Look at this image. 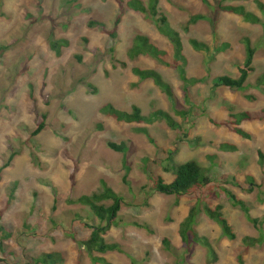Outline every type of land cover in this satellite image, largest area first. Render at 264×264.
<instances>
[{"label":"rangeland","instance_id":"rangeland-1","mask_svg":"<svg viewBox=\"0 0 264 264\" xmlns=\"http://www.w3.org/2000/svg\"><path fill=\"white\" fill-rule=\"evenodd\" d=\"M128 1L0 0V168L16 154L0 173V226L11 234L4 239L0 233V264H35L40 254L48 252L61 253L63 264H93L82 245L70 238L89 237L82 220L70 217L71 212L85 217L88 210L67 201L99 191L102 182L123 199L119 222L105 236L107 243L119 244L123 252L95 254L107 263L177 264L180 259L162 245L166 238L185 264H237L240 254L244 264H264V167L258 162V152L264 156V120L242 122L239 127L250 135L244 139L233 132L230 118L244 111L264 117V86L255 85L264 72V12L256 0L231 3L245 6L261 19L262 25H252L218 11L217 0H206L210 7L202 0H160V11L180 33L187 77L204 79L189 86L186 95L170 42L150 19L129 10ZM196 14L208 21L184 31L189 16ZM91 22L103 27L90 26ZM136 35L148 37L165 51L172 66L143 55L130 60L127 51ZM243 38H249L256 50L248 87L213 88L218 76H239L238 66L245 60ZM191 39L207 44L210 51H196ZM60 40L66 45L58 56L51 43ZM222 43L230 47L217 53L215 47ZM133 67L156 70L173 97L152 81L139 80L131 72ZM106 104L122 111L137 106L145 116L163 110L177 128L163 121L118 122L101 114ZM181 112L187 115L183 118ZM43 116L44 129L32 136ZM141 127L148 129L154 144L135 131ZM108 141L124 142L127 153L111 151ZM221 143L237 150L222 152ZM169 156L178 164L198 162L211 183L182 198L151 194L153 178L160 176L166 183L174 178L165 170ZM249 177L253 185L247 184ZM221 189L243 200L249 215L263 223V243L246 254L242 239L260 237V231ZM197 203L222 205L236 235L228 240L204 213L198 215L197 233L212 245L214 258L198 244L186 246L178 233ZM133 223L146 224L153 233Z\"/></svg>","mask_w":264,"mask_h":264},{"label":"trees","instance_id":"trees-1","mask_svg":"<svg viewBox=\"0 0 264 264\" xmlns=\"http://www.w3.org/2000/svg\"><path fill=\"white\" fill-rule=\"evenodd\" d=\"M251 0H217L216 8L218 11L234 14L241 17L246 23L252 25H262L261 19L254 13L246 10L243 5H233L231 3L235 2H247ZM207 6H211L206 0H202ZM257 8L264 12V4L259 0L254 1ZM160 0H130L127 2V8L131 11L143 14L145 17L150 19L154 24L157 32L168 39L172 47V61L175 69L177 70L180 80L183 82L185 87V93L187 95L188 87L197 85L204 81L203 78H188L186 74L187 59L184 55L183 43L181 40L180 33L173 29L168 21V18L159 9ZM208 18L203 14H196L189 16L187 22L185 23L183 30L189 31L191 26L196 25L199 21H206ZM208 21V20H207ZM120 23V19H117L115 24V31ZM90 26L103 27V24L91 22ZM215 30V27L213 28ZM214 32V31H213ZM112 37L116 36L114 32L111 34ZM190 45L199 52H209L210 48L207 44L197 41L196 39H191L189 41ZM243 43L245 45V60L242 64L238 66L239 76L237 78H232L229 76H218L213 79V88H226L232 91H243L248 85L247 81L249 76L254 72L253 60L255 55V48L252 46L249 38H243ZM66 45L64 41H53L51 43V49L56 55H60L61 48ZM230 47L229 43H222L215 47L217 53H222L224 50ZM2 51L5 48H1ZM148 56L155 61L165 65L172 66V63L166 61L167 53L159 49L154 45L150 39L143 35H136L133 38L132 45L127 51V57L130 60L136 59L138 56ZM131 72L141 81H152L153 84L161 90L168 98L173 97V93L170 85L164 81L163 77L156 70L153 69H141L139 67H133ZM256 87L264 86V72L260 74L256 79ZM249 100H253V97L247 96ZM100 112L105 117L113 118L118 122L124 123H135V124H145L152 125L155 122L163 121L171 129H176L177 124L168 112L163 110H154L148 115H143L142 111L137 106H132L130 111H122L112 104H106L100 109ZM184 118L187 113H180ZM233 120L232 125L233 132L238 136L249 139L250 135L242 130L239 125L242 122L253 121L255 119L264 120V117L259 114L252 112H239L230 115ZM44 129V116L43 120L37 125L35 130L31 133L32 136H36L42 132ZM136 132L143 134L150 143L154 144L153 138L150 136L147 128L141 127L135 129ZM107 147L117 153L126 154L127 145L122 143L107 142ZM219 150L222 152H234L237 150L236 146L229 143H221L219 145ZM15 153H12L7 160V162L0 168V173L7 168L13 158ZM259 165L264 167V156L259 151ZM167 165L165 167L166 172H171L174 176L170 183H166L164 179L160 176L153 178V186L150 188L151 194L159 193L166 196H174L176 198H182L190 195L206 186H208L211 181L206 176L205 169L196 161L191 160L185 163H174L172 158L169 156L167 158ZM126 183V181L124 180ZM248 185H253L254 180L249 177L247 180ZM251 190V189H250ZM221 192L225 195L227 200L233 204L234 207L239 208L243 213L247 215V220L253 225L258 231H260V237L254 238L246 236L242 239L244 245V252L246 254L248 249L256 246L257 244L263 243V223L258 219H254L249 215V207L246 203L239 199L233 192L227 189H221ZM68 204L74 206H80L83 209L88 210V215L82 217L76 215L74 212L70 213V217L75 221L81 219L82 225H84L89 231V237L82 241H77L75 236H71V240L74 242H79L82 248L86 251L88 257L93 262V264H109L104 258L97 257L95 254H106L109 252H123L122 247L117 243H107L105 236L111 227L117 225L119 222V213L122 208L123 199L119 196L112 188H110L105 182L101 183V189L90 195H81L75 199H69ZM200 213H204L205 216L216 223L225 238L228 240H234L236 235L233 231L232 226L229 224L228 220L223 214V206L218 204L215 207L209 205H200L197 203L193 206L187 215V217L179 225V236L181 241L187 246L190 242L198 244L205 248L212 258L215 257V252L209 241L200 237L197 233V218ZM74 216V218L72 216ZM69 217V216H68ZM136 227L146 230L148 233H153V231L146 224L133 223ZM0 233L7 239L11 236L4 227L0 226ZM162 245L167 252L175 255L177 259H180L177 264H185L184 259L181 255L176 253V250L172 247L171 242L163 238ZM243 255L240 254L237 258V264H244ZM64 256L59 252H48L40 254L35 260V264H63Z\"/></svg>","mask_w":264,"mask_h":264}]
</instances>
